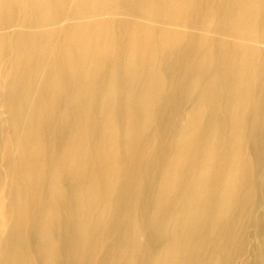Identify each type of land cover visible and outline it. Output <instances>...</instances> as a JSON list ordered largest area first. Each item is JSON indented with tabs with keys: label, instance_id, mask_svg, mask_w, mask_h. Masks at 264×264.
Masks as SVG:
<instances>
[{
	"label": "bare ground",
	"instance_id": "1",
	"mask_svg": "<svg viewBox=\"0 0 264 264\" xmlns=\"http://www.w3.org/2000/svg\"><path fill=\"white\" fill-rule=\"evenodd\" d=\"M263 213L264 0H0V264H264Z\"/></svg>",
	"mask_w": 264,
	"mask_h": 264
},
{
	"label": "rangeland",
	"instance_id": "2",
	"mask_svg": "<svg viewBox=\"0 0 264 264\" xmlns=\"http://www.w3.org/2000/svg\"><path fill=\"white\" fill-rule=\"evenodd\" d=\"M262 154H263V153H262ZM261 223H262V224H261V225H262L261 229H262V231H263L262 233H264V213H263V218H262V222H261ZM261 236H262V237H260V239L257 241V245H258V246H261L260 249L263 250V249H264V240H263L264 235L262 234ZM260 249L257 248V249H256V252L259 253V252H260ZM254 252H255V251H254ZM262 253L264 254V252H262ZM263 257H264V256H263Z\"/></svg>",
	"mask_w": 264,
	"mask_h": 264
}]
</instances>
